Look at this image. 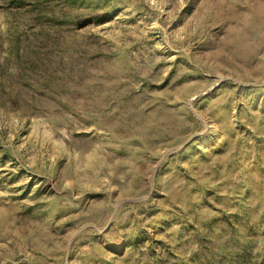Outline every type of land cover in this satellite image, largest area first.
<instances>
[{
	"label": "rangeland",
	"instance_id": "1",
	"mask_svg": "<svg viewBox=\"0 0 264 264\" xmlns=\"http://www.w3.org/2000/svg\"><path fill=\"white\" fill-rule=\"evenodd\" d=\"M0 264H264V0H0Z\"/></svg>",
	"mask_w": 264,
	"mask_h": 264
}]
</instances>
